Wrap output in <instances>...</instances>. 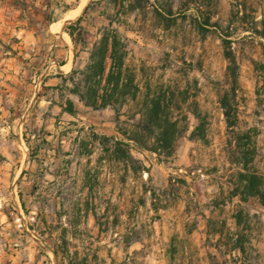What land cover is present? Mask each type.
I'll return each mask as SVG.
<instances>
[{
	"label": "rangeland",
	"instance_id": "1",
	"mask_svg": "<svg viewBox=\"0 0 264 264\" xmlns=\"http://www.w3.org/2000/svg\"><path fill=\"white\" fill-rule=\"evenodd\" d=\"M82 1L0 0V264H56L62 228L98 264H264V186L261 197L238 195L235 148L256 134L264 181V0H86L72 17ZM108 23L142 93L169 87L174 116L187 117L167 161L135 150L114 161L113 110L54 89ZM66 99L74 115L59 108ZM220 102L233 105L235 128ZM138 118L133 103L121 109V121Z\"/></svg>",
	"mask_w": 264,
	"mask_h": 264
},
{
	"label": "trees",
	"instance_id": "2",
	"mask_svg": "<svg viewBox=\"0 0 264 264\" xmlns=\"http://www.w3.org/2000/svg\"><path fill=\"white\" fill-rule=\"evenodd\" d=\"M80 20L79 18L74 24L79 34L82 31L79 26ZM73 27V25L67 27V33L72 39ZM98 36L92 47L85 50L88 54L86 64L83 67L72 68L67 75H58L62 84L54 89L66 90L84 106L94 110L104 108L113 110L116 123L119 125L116 131L121 139L116 136L106 139L111 143L110 152L114 161L130 163L132 161L130 150L151 152L157 156L158 161H167L173 156L177 138L186 130V115L182 113L180 117L174 116V112L179 110L173 104L169 87L166 91L160 89L151 92V85L146 84L142 93L135 70L127 65L129 50L126 39L112 27L111 23L102 27ZM75 56L77 57V53ZM228 59V76L235 81L236 64L233 58ZM129 102L135 105V116L139 117L135 124L120 120L121 109ZM220 105L227 128H235L237 117L233 105L226 102H220ZM59 108L69 115L75 113L74 105L69 99L59 105ZM193 135L199 139L203 138L201 125L195 129ZM255 135L254 132L247 131L235 139V148L241 156L238 195L242 199L261 197L263 194V178L252 166ZM129 167L133 172L138 169L134 165ZM70 225L75 229L74 223ZM67 232L66 228H62V231L53 238L52 252L56 264H98V255L92 248L80 247L73 242L76 239V231L70 237L67 236Z\"/></svg>",
	"mask_w": 264,
	"mask_h": 264
},
{
	"label": "bare ground",
	"instance_id": "3",
	"mask_svg": "<svg viewBox=\"0 0 264 264\" xmlns=\"http://www.w3.org/2000/svg\"><path fill=\"white\" fill-rule=\"evenodd\" d=\"M85 2H86V0H83L82 1V3L80 5V7L78 8V10L72 14V17H77L79 15V13L81 12V10L83 9V6L85 5Z\"/></svg>",
	"mask_w": 264,
	"mask_h": 264
}]
</instances>
